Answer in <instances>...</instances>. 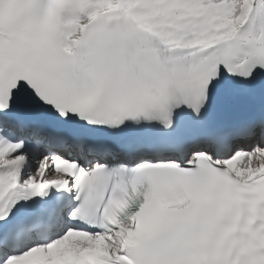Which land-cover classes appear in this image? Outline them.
<instances>
[{"label": "snow or ice", "instance_id": "6c2138e0", "mask_svg": "<svg viewBox=\"0 0 264 264\" xmlns=\"http://www.w3.org/2000/svg\"><path fill=\"white\" fill-rule=\"evenodd\" d=\"M0 264H264V0H0Z\"/></svg>", "mask_w": 264, "mask_h": 264}]
</instances>
